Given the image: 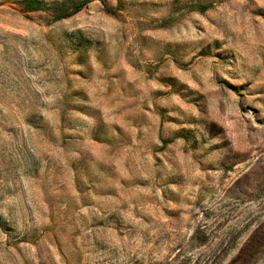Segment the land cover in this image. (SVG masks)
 Segmentation results:
<instances>
[{
    "label": "rangeland",
    "instance_id": "1",
    "mask_svg": "<svg viewBox=\"0 0 264 264\" xmlns=\"http://www.w3.org/2000/svg\"><path fill=\"white\" fill-rule=\"evenodd\" d=\"M21 1L0 0V264H264V0Z\"/></svg>",
    "mask_w": 264,
    "mask_h": 264
},
{
    "label": "trees",
    "instance_id": "2",
    "mask_svg": "<svg viewBox=\"0 0 264 264\" xmlns=\"http://www.w3.org/2000/svg\"><path fill=\"white\" fill-rule=\"evenodd\" d=\"M93 1L94 0H60L52 3H47L41 0H23L20 2V5L25 11L50 10L52 11L53 19L56 21L61 19H67L77 14ZM100 1H102V3L104 4V7L107 12H113V10L106 5L104 0ZM209 7L210 6L208 5H201L199 6V10L201 12H204Z\"/></svg>",
    "mask_w": 264,
    "mask_h": 264
}]
</instances>
